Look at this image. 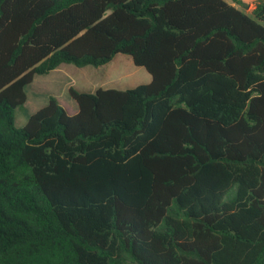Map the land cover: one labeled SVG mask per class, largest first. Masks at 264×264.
Segmentation results:
<instances>
[{
  "label": "trees",
  "instance_id": "obj_1",
  "mask_svg": "<svg viewBox=\"0 0 264 264\" xmlns=\"http://www.w3.org/2000/svg\"><path fill=\"white\" fill-rule=\"evenodd\" d=\"M0 0V264H264V0ZM117 54L133 88L34 75Z\"/></svg>",
  "mask_w": 264,
  "mask_h": 264
},
{
  "label": "rangeland",
  "instance_id": "obj_2",
  "mask_svg": "<svg viewBox=\"0 0 264 264\" xmlns=\"http://www.w3.org/2000/svg\"><path fill=\"white\" fill-rule=\"evenodd\" d=\"M250 10L256 0H242ZM150 82V75L142 67L134 66L130 57L117 54L108 63L93 67L77 68L72 64H61L45 75H34L32 82L24 88L25 103L14 110V124L21 128L28 117L43 107L48 97H54L67 111L77 109L69 95V88L80 92H93L97 88L126 89Z\"/></svg>",
  "mask_w": 264,
  "mask_h": 264
},
{
  "label": "crops",
  "instance_id": "obj_3",
  "mask_svg": "<svg viewBox=\"0 0 264 264\" xmlns=\"http://www.w3.org/2000/svg\"><path fill=\"white\" fill-rule=\"evenodd\" d=\"M60 103V102H59ZM66 111V110H65ZM77 111V109L75 110V109H71V112L69 113V112H67L68 114H74L75 112Z\"/></svg>",
  "mask_w": 264,
  "mask_h": 264
}]
</instances>
